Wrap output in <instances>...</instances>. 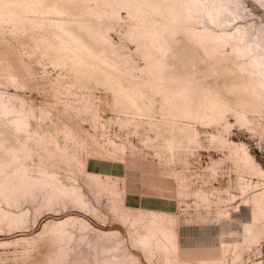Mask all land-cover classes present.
I'll return each instance as SVG.
<instances>
[{
	"label": "rangeland",
	"instance_id": "374dc122",
	"mask_svg": "<svg viewBox=\"0 0 264 264\" xmlns=\"http://www.w3.org/2000/svg\"><path fill=\"white\" fill-rule=\"evenodd\" d=\"M5 1L19 7L14 20H0L1 99L49 151L60 150L56 167H42L73 184L83 205L45 204L40 194L14 203L0 198V264H57L56 248L65 239L57 238L52 222L65 216L117 231L104 241L135 258L131 264H264V204L258 202L264 198V114L238 116L242 60L233 58L230 40L198 43L189 26L171 21L155 1L126 8L114 0H52L66 8L62 16L36 12L50 0ZM28 1L32 11L24 10ZM237 2L240 17L226 29L208 24L212 34L264 29V5ZM41 18L69 22L83 48L62 45L46 25L31 27L27 20ZM2 123L9 143L10 122ZM77 163L116 188L125 220L109 211L106 193L88 189L95 180L81 175ZM28 164L30 170L37 165ZM150 214L161 226L149 235V247L135 236ZM139 215L145 221L129 226ZM77 226L68 227L78 233L72 230L75 251L79 235L96 236ZM162 227L172 233L170 246Z\"/></svg>",
	"mask_w": 264,
	"mask_h": 264
},
{
	"label": "bare ground",
	"instance_id": "6f19581e",
	"mask_svg": "<svg viewBox=\"0 0 264 264\" xmlns=\"http://www.w3.org/2000/svg\"><path fill=\"white\" fill-rule=\"evenodd\" d=\"M114 1L116 4L122 3L123 6L126 8H132V4L135 7H139V6L144 7L146 5L150 6L152 1H155L156 4L161 7L160 9L164 10L166 16L171 21H174L178 25L189 26L188 32L190 37H192L198 43L199 42L202 44L206 43L207 45L211 44L212 47H216L220 44L221 45L225 44L227 43V40H230L231 43H229V45L232 54H234L233 58H235L236 60L238 59L242 60L241 62L239 61V63H237L238 76H237L236 85L238 87V92H239L237 99H238V107L242 110L241 113L242 115L238 114V116L243 117L244 116L243 113L264 114V29H260V30L258 29L259 31L256 30L257 33L255 31L256 34H254L249 31V28L243 29L241 27H237V28L235 27L236 29L231 33L224 32L218 35V34H212L207 27V25L209 24L213 27L226 29V26L229 25L230 22H232L233 20H237L240 17V15L237 12V8H238L237 0H114ZM252 1L255 4L258 2L259 4L264 5V0H252ZM49 2H50L49 6L46 5L44 8L39 9L36 12L52 13L57 16L59 15L62 16V14L65 13L66 8L63 7V4L62 7L61 6L57 7V5L56 6L53 5L54 3H52L53 2L52 0H50ZM33 4L34 3H32L31 1H28L25 5L26 7H28V9L24 8V10L32 11L31 8ZM18 7L19 5L18 6H16V4L12 5L11 2L10 4H8L7 1L0 0V20L2 21L14 20L16 18L15 15L18 14V12L16 13L15 9ZM24 14H26V12H24ZM29 19L27 20L29 21V25L31 27L40 28L43 25H46L51 30V32L50 31L49 32L54 37V39H56L57 42L59 41L62 45L83 48V44L77 38L79 36H77L74 30L69 26V22H65L62 19H58V20L50 19V21L47 20L46 23V20H44L43 18L31 19V20ZM193 26H200V29H195ZM156 35L157 34H155L154 31H151L149 37L152 43H154L155 41L154 37H156ZM84 49H86L87 52L89 51L87 48ZM69 57L70 59H73L72 56ZM0 115L2 116L0 117V122L5 123L6 118L10 122L9 129H10V136L12 137L11 138L12 141L11 142L9 141V143H7L3 132L0 130V198L5 202L11 200L14 203V201L17 200V198L32 197L37 194H40L45 204H55L60 201L62 202L71 201V203H77L76 205L78 204L83 205L82 201L80 200V198L82 197L78 194V191H76L77 189L76 187L73 186V184L71 183L70 184L68 183L67 185L63 184L58 180V178H56V174L54 172L48 171L42 167V164L44 163L56 167L59 162L54 160L53 157L56 153H61L60 150L56 146H54L53 150L49 151L47 145H45L42 140L37 138V136L34 135L33 133L28 132L26 130L27 121L24 118V116L13 110L10 107L9 103L4 102L1 99V95H0ZM62 156L64 157L63 154ZM28 161H32L35 162V164H37L36 166H34L33 170H30L29 168L30 165L28 164ZM76 166H77L76 167L77 171L80 172L81 175H84V177L86 176L89 179L90 183L94 182L95 180L94 184L91 183L90 185H88L89 183L85 182L88 185L87 186L88 189H90L92 193L95 192V194L103 193V192H104L103 194L106 193L108 195V198L106 196L108 200L107 204L109 202L108 209L110 208L112 212L115 213V215L112 212L111 213L116 218L122 219L123 221V219L127 217L126 216L127 211H125L126 209L125 210L122 209V205L119 206L120 200L118 197L119 196L118 192L117 190H115L116 188H113L112 186H108L106 184L103 185L99 183L98 180H96L97 177L94 176L95 173L85 172L84 170L85 168L78 163L76 164ZM86 179L85 181H87ZM89 186L94 187V189L92 190ZM94 196H99V195H94ZM258 202L260 204H264V198L262 197L258 198ZM85 207L87 208L89 206L87 205ZM110 209L109 211H111ZM150 216L152 218L144 222V225H142L143 227L145 226L144 227L145 229L141 226L143 230L140 229L141 232L140 230H138L139 231L138 233H140L139 235L135 233L138 228L135 229L136 231L134 232L135 235L139 236V237L135 236V238L137 239L139 238L138 241L141 242L142 246H145V244L148 242L147 239L150 237L149 235L152 236L154 232V228L159 227L160 229L161 226V225L158 226V220L154 218V215L150 214ZM142 219L144 218H142L141 215H139L138 218L134 217L129 223L130 224L129 226H133L132 224L133 223L136 224L138 220H140L141 222ZM74 222H78L79 224L78 223L74 224ZM52 223H54L53 225L55 226L54 228L55 231L59 232V236L57 235L58 236L57 238H59V240L65 239L64 240L65 244H63V246L59 244L56 248L57 249L56 257L58 258L57 264H62L64 260L68 258V254L72 255V258L70 257L71 260L68 261L67 264L69 263L70 264H131V262L135 259V258L134 259L131 258L132 256L126 258V256H124L121 251L120 253L117 250L115 245H110V243L108 244L106 241H104V239L106 240L107 238H109V236L116 235L117 231L97 229L91 226L90 224H88L84 220H78V218L75 216H65ZM124 223L126 222L124 221ZM72 224L76 226L78 225L77 226L78 230L88 228V230L96 234L95 237L93 236L94 238L91 236V238H93L94 240L89 239L90 241L92 240L91 242L88 241L90 235L86 234L87 235L86 236L84 234L87 240H83L82 235L81 236L79 235V238L76 239L79 240L78 245L81 246V248L79 247L80 249L76 251H75V247L73 245L72 246L70 245L71 242L72 243L75 242L72 241V239L73 237H75L74 231H76L77 229L76 226L73 227L74 225ZM68 227L69 228L73 227L76 229L71 228L72 230H74L72 231L68 229ZM159 229H157V234L159 233L158 231ZM83 232L84 231H82V233ZM160 232H161L160 235L162 236L164 242H166L167 244L169 243L170 246V244H172L171 242H173L171 241V236H172L171 231L166 227L165 228L162 227ZM157 239L158 238H156V241L154 239L155 242L153 243H156V246L157 247L159 246L160 248V245H157L158 244ZM110 242L111 244H113L112 241ZM158 242L161 244L160 240ZM164 245L165 244L163 243V246ZM142 246H140L141 249H143ZM148 246L146 247L148 248ZM169 246L166 245V247ZM82 249H84L83 251L84 254L81 252ZM149 249L145 250V252L149 251ZM164 250L165 247L163 248L162 251ZM80 253H82L83 256L80 255ZM164 253L161 254L163 261L166 259L164 257L165 256ZM166 253H168V251ZM214 262L212 263L214 264Z\"/></svg>",
	"mask_w": 264,
	"mask_h": 264
}]
</instances>
